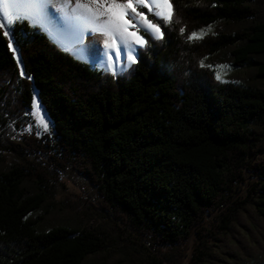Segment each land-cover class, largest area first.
I'll return each mask as SVG.
<instances>
[{"label":"trees","instance_id":"1","mask_svg":"<svg viewBox=\"0 0 264 264\" xmlns=\"http://www.w3.org/2000/svg\"><path fill=\"white\" fill-rule=\"evenodd\" d=\"M169 2V21L138 7L163 35H146L138 61L120 75L78 60L27 21L13 26L20 68L0 29V127L21 130L38 96L56 140L0 135V264H113L118 239L147 250L148 236L181 264L200 227L215 240L236 225L251 232L235 197L254 177L248 204L264 221V80L225 82L204 65L227 54L264 79V23L191 38L220 22L248 23L255 0ZM61 173L92 187L97 206L43 229L37 214ZM97 215L106 227L89 225ZM213 263L197 250L187 264Z\"/></svg>","mask_w":264,"mask_h":264},{"label":"rangeland","instance_id":"2","mask_svg":"<svg viewBox=\"0 0 264 264\" xmlns=\"http://www.w3.org/2000/svg\"><path fill=\"white\" fill-rule=\"evenodd\" d=\"M137 0H133L135 4ZM149 4H153V0L147 1ZM143 6V5H140ZM255 6L257 10V14L254 18H251L248 23L243 24H228L226 22H220L217 25H212L208 28H205L201 31L195 32L196 38L200 39L208 34H215L218 32H230L241 27H249L251 25L264 23V0H255ZM149 14L163 19L160 16H157L155 13L158 9L153 7L150 9L146 8ZM137 10L146 16L139 8ZM147 17V16H146ZM127 18V17H126ZM147 20L152 23V21L147 17ZM27 21V20H24ZM29 22V21H27ZM15 23V22H14ZM14 23L11 25L12 29ZM134 24L139 26V35L145 40L146 35L151 36L153 38H157V36L149 29L141 26L137 19L133 20ZM5 29H1L4 32ZM51 39H53L58 45H60L63 49L70 52L74 55L75 58L80 61L86 62L90 64L92 67L103 70L106 72H111L116 75H120L124 73L130 66L134 63L127 62L125 67L119 65V60L125 57L123 49H121V57L117 61L115 58V54L113 55V68H108L106 66V58H104L103 54L105 53L104 43L99 42L96 44V53L89 55V57H81L74 53L71 46L66 43L61 37L51 28L42 29ZM90 36V34H89ZM8 44L10 42L9 37L5 36ZM74 38L73 35H71ZM12 47L10 48L13 54L18 59L20 68L22 67L21 59L19 57V51L13 42L11 41ZM143 45H134L133 46V55L135 56V63L138 57L139 49L143 48ZM135 48V49H134ZM15 49V50H14ZM204 65L212 66L216 75L219 74L220 80L225 82H246V83H255L258 80H264L257 76L255 68L253 67H243L237 68L234 66L231 61L229 55H220L217 58H212L206 60ZM221 66H227L226 68H222ZM264 85V81L262 82ZM34 105H38V109L34 107ZM29 120L26 122L24 127L21 130L15 129L11 123L8 124V129L6 127H0V135L3 137L7 135L13 140H22L23 136H30L34 134V136L40 142H47L49 144H55L54 138V127L52 121L48 118L47 113L43 106L40 104L37 97H35L32 109L28 113ZM44 119V121L48 124V129L45 131L43 126L40 124V120ZM40 159L46 160L48 155H39ZM258 178H250L249 181L240 188H238L237 195L235 199L240 201V205L246 210L250 212L248 215L247 212L243 213L242 219L245 224H249L252 226L251 232H247L242 226L236 225V228L225 237H219L217 240L209 237H203L202 234H205V231L202 227L198 228L197 231H192L189 238L185 241V244L182 246L183 257L181 258V264H187L191 259L193 252L199 251L210 253L211 260L214 262L213 264H264V221L258 217L253 207L248 204V199L250 193V186L252 183H257ZM85 187V191L82 189ZM50 203L44 210L40 211L37 215L42 218L43 229H47L52 227L53 225H59L63 223H70L74 221V214L79 215V218H85L81 214L83 210L89 207V204H93L97 206V198L95 196V192L92 187H90L86 182L82 181L80 177H73L71 174H60V183L53 186L50 190ZM79 212V213H78ZM82 216V217H81ZM250 216V217H249ZM107 226V221L97 215L94 217L89 225H97V224ZM213 223V217H208L207 220L203 223V226L206 228H211V224ZM145 243L147 250L126 244V242L118 239L116 248L111 251L113 264H158L153 259L152 255L154 254L156 258H160L165 263L171 264V256L172 258H176L174 255H177L176 252L171 249H163L158 252V247L155 243H152V246H149V243ZM158 252V253H157ZM167 260V255L169 254ZM174 253V255H172ZM158 256V257H157ZM101 258H94L90 264H102Z\"/></svg>","mask_w":264,"mask_h":264},{"label":"snow or ice","instance_id":"3","mask_svg":"<svg viewBox=\"0 0 264 264\" xmlns=\"http://www.w3.org/2000/svg\"><path fill=\"white\" fill-rule=\"evenodd\" d=\"M158 11L157 16L169 21L172 16V6L169 0H153ZM153 4L146 0H133L118 2V0H0V29H5L3 34L9 37V47H12L14 32L11 25L16 21L27 20L32 26L41 29L51 28L57 32L68 33L74 36L77 44H83L86 35L93 33L102 34L104 49L107 50L106 66L113 68V54L118 61L121 49L127 61L135 63L133 43L143 45L144 39L138 35L139 26L133 20L139 17V22L146 29L151 30L157 38L162 37L161 28L147 20V17L137 11L140 5L151 10ZM74 5V6H72ZM129 11L132 18H126ZM135 28V31L131 29ZM183 31V29H181ZM191 38H196L193 33ZM15 50V49H14ZM226 68L227 66H221ZM23 74V73H22ZM219 74L217 79H219ZM38 109V105H34ZM44 130L48 124L40 120Z\"/></svg>","mask_w":264,"mask_h":264},{"label":"bare ground","instance_id":"4","mask_svg":"<svg viewBox=\"0 0 264 264\" xmlns=\"http://www.w3.org/2000/svg\"><path fill=\"white\" fill-rule=\"evenodd\" d=\"M147 1H149V0H147ZM118 2H127V0H118ZM72 6H74V5H72ZM132 16H133V14L129 11L127 18L131 19ZM136 19L139 22V17H137ZM139 24L144 27V25L142 23L139 22ZM131 30L135 31L136 29L133 28ZM55 32L61 37V39H63L66 43H68L71 46L70 48L72 49V51L74 53H76L77 55H79L81 57H89V55L95 54L96 53V44H98L99 42L104 43V39H105V37L102 34L93 33V34H90V36L86 35L83 44H77L75 39L71 37L72 34L61 33V32H57V31H55ZM138 35H139V33H138ZM13 42H15L14 39H13ZM134 45L135 44L133 43V46ZM112 54L113 55L115 54V50H112ZM103 56H104V58H106L107 50L105 51ZM119 61H120L119 65L122 67H125L127 62H128L125 57H123Z\"/></svg>","mask_w":264,"mask_h":264},{"label":"built area","instance_id":"5","mask_svg":"<svg viewBox=\"0 0 264 264\" xmlns=\"http://www.w3.org/2000/svg\"><path fill=\"white\" fill-rule=\"evenodd\" d=\"M85 191V187L82 188ZM146 243H149V246H152V243H154V240L152 236H148L145 240Z\"/></svg>","mask_w":264,"mask_h":264},{"label":"water","instance_id":"6","mask_svg":"<svg viewBox=\"0 0 264 264\" xmlns=\"http://www.w3.org/2000/svg\"><path fill=\"white\" fill-rule=\"evenodd\" d=\"M172 13H173V10H172ZM145 44H146V39H145V43H144V46H145ZM143 46V47H144ZM74 56V55H73ZM19 57H20V54H19ZM79 60V59H78ZM138 61V57H137V60H136V62ZM37 98H38V100H39V102H40V104L42 105V103H41V101H40V99H39V97L37 96ZM47 116H48V118L50 119V117H49V115L47 114ZM51 120V119H50Z\"/></svg>","mask_w":264,"mask_h":264}]
</instances>
